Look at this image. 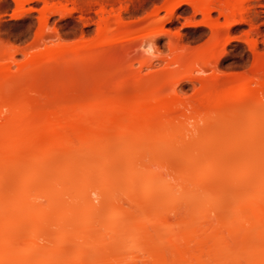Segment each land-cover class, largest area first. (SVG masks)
Listing matches in <instances>:
<instances>
[{"label":"bare ground","instance_id":"bare-ground-1","mask_svg":"<svg viewBox=\"0 0 264 264\" xmlns=\"http://www.w3.org/2000/svg\"><path fill=\"white\" fill-rule=\"evenodd\" d=\"M182 1L173 0L171 9ZM197 2L206 16L221 7L232 18L244 4ZM106 21L90 43L57 45L18 66L15 76L27 74L24 83L35 73L37 91L23 89L21 76L12 83L21 94L8 93L15 78H5L10 68L0 66V264H264V69L255 79L237 80L239 88L235 82L220 90L207 85L187 107L175 97L154 96L161 94L158 77L132 86L119 78L117 84L125 83L115 87L130 91L119 93L123 97L110 96V88L118 90L105 78L96 81L98 94L87 95L90 102L68 89L59 91L64 98L52 91L61 86H52V97L50 91L41 95V69L58 56L77 57L122 40L119 20L120 29ZM77 82L80 93L85 81ZM251 95L256 99L244 107ZM44 99L58 101L45 106ZM231 103L226 116L232 122L225 116ZM188 119L195 121L191 131L183 126Z\"/></svg>","mask_w":264,"mask_h":264},{"label":"rangeland","instance_id":"rangeland-1","mask_svg":"<svg viewBox=\"0 0 264 264\" xmlns=\"http://www.w3.org/2000/svg\"><path fill=\"white\" fill-rule=\"evenodd\" d=\"M172 1L173 0H32L27 3L19 4L13 0H0V66L2 65L6 69L5 72L10 71L8 73H11L10 75L5 74L4 77L6 78L12 75V78H15L11 80V83L9 82L12 86V83H15L18 79L21 83L20 77L22 76V83L20 86L24 87L25 85V88L29 87L31 89V83L33 82L31 78L33 79L32 76L35 74L34 72H31V75L29 72V77H27L25 83L23 79L26 78L25 76L27 74L24 75V78L23 75H20V77L18 75L15 76L18 66L21 63L23 64L27 57L33 53L44 52L57 45H65L71 49L77 45L90 43L95 39L98 27L106 20L107 25H110V27L112 26V28L115 26H117L115 28H119L118 26L121 25L120 28H122H119L120 30L118 29L119 33H116V37L118 38L117 34H119L121 38L123 36L125 38L123 37L121 40L119 37L121 41L117 43L115 41V44L109 45L110 47H103L104 49L98 48L99 50L93 49L90 53H88V50V52H84L77 57L71 54L69 55V52L66 54L68 57L63 56L64 59H61L62 56H58V58H56L58 61H53L51 66L49 64V67H45L46 70L44 67L43 69H41V67L38 68V70L41 69V71H46L41 72L42 76L40 75V77H42V79H39L45 83L43 84L44 86L41 84L43 82L37 79L40 83L39 86H42L38 87L39 90H42V92L40 91L42 93H40L41 95H46L49 91V95H51L50 93L52 91H56L55 93L59 95V91H62V94L63 91L65 92V90L67 91L68 89L67 93L71 91L75 96L77 94L84 95L80 97V101L90 102V100H88L89 96L87 95H91L90 93L94 90L93 88H95L96 81L98 82L105 78V80L107 79L106 81L104 80L105 83L107 82L110 87L114 86V88H116L115 90H118L115 86L122 80H120L118 84L115 81L119 78H123V81L127 80L126 83L129 84L130 82L129 85H131L132 81L138 84L142 77H147V84H152L153 80L156 81L158 79L157 81H159L157 88H160L161 94H159V91L158 93L154 92V96L156 94L175 97V99L177 98L180 103H183L182 106L185 107L191 100V102H194L198 97L196 95H200L207 85H213L214 89L216 85H219L223 89V87H226L225 85L234 82V84L237 85V80L241 78L249 81L251 78L255 79L257 76L259 77L260 68L262 70L264 69V64L260 65V63L264 62V0H243V11L241 9V14H234L233 18L227 17L228 14L224 16L221 13V7L219 9L217 7L215 8L219 11L213 10L208 16H206V14L204 15L202 11L200 12L199 6L196 5L198 4L197 0H184L185 2L182 1L184 3L181 2L171 9ZM193 3L194 6H192ZM168 7L172 11H170ZM193 7H195L196 10H194ZM222 10H226V8H222ZM65 12L68 14L63 15ZM236 13L239 12L237 11ZM43 16L46 17L45 21L42 20ZM240 17H243V22L238 20ZM117 20H119L118 22L120 23L118 24L120 25L115 24ZM233 20H237V23L234 22L235 24H231V26H229L230 28H227V24L233 23ZM216 37H218L219 40H224L226 43L224 45L221 42L216 44L218 43L215 42L218 41ZM119 38L117 40H119ZM226 39H228V42ZM215 44L217 46H215ZM7 66L10 70H8L9 68ZM110 68L112 69L111 71L109 70ZM101 69L105 72L106 70L104 69H107L110 73L102 72ZM20 70L21 67L18 71L21 72ZM38 70L35 69L36 74L39 73ZM47 71H50V73ZM114 71L118 75L116 73L114 74ZM86 76L87 78L84 79ZM108 76L111 80L106 78ZM80 78L85 81V83L82 84L83 86L81 85V89L83 90L80 89L79 93L77 90L80 84L78 85L77 80ZM94 78L97 79L95 80ZM155 78L157 79L155 80ZM161 78L163 83L161 82ZM7 79H9V77ZM7 79L3 78V82L4 80H6V82L9 81ZM18 81L17 83H19ZM53 81L55 82L53 83ZM80 82L82 83V81ZM91 82L95 84L93 83V87L89 88L88 85L91 86ZM104 82L102 81V83ZM160 83L163 84L161 87L159 86ZM3 84H5V82ZM72 84L75 87L71 86ZM17 85L16 87H19ZM36 85L38 86V84L35 83L34 87L37 91ZM47 85L49 86L47 87ZM53 85L57 89L58 86L61 87H59L57 91L53 89ZM235 85L233 87H235ZM13 86L15 87V85ZM13 86L7 88L6 91L8 93H15L16 91L13 95H20L21 92L19 91L20 94L17 92L19 88L13 90ZM65 86H68V88ZM123 86L125 85L123 84ZM148 86L150 87V85ZM219 86L216 88L220 90L221 88ZM3 87L5 86L3 85ZM34 87H32L33 90L35 89ZM44 87H47L48 91H45ZM69 88H73V91ZM87 88H89V91ZM237 88H239L238 85ZM23 89L22 91L24 92H22V94L26 93ZM122 89L123 88H120V90H118L120 92L116 91V95L114 89L110 88L109 91L111 94H109L111 97H118V95H121L119 93H126L129 91L126 89L123 91ZM106 90L107 88L105 89L107 93ZM236 90L237 89L234 88V91ZM83 91H86V94ZM94 91L96 93V90ZM100 92L101 90L99 93ZM129 92H127V94ZM2 93L3 92H1V94ZM32 94L30 96L28 93V96L32 97ZM53 94L50 97H52ZM13 95L11 96L12 98L14 97ZM41 95L37 97H41ZM122 95L120 97L124 96ZM7 96L10 97V94ZM92 96L95 100V97L98 95L95 96L92 94ZM50 97L48 99H50ZM44 98L46 99L47 97ZM41 99L43 100V98H40V101H42ZM48 99L40 104L43 105V103L47 102L44 104L45 106H53L58 101L53 99V102H51L52 100ZM66 99L67 98H65V101H67ZM254 99H256V97L253 95L247 96L243 103L244 107H246V105L248 106ZM71 100L78 101L79 99L72 97ZM176 104L178 105L179 103ZM234 107V103H231L228 110L225 112V116L230 113L231 109V112H233ZM184 109L181 111H185ZM225 116L223 117L225 118ZM228 116L230 115H227L226 119L232 122L233 117L231 118ZM220 117L223 118L222 115ZM184 120L182 122H184ZM188 120V123L185 121L186 126L183 125V123L182 125L184 127L188 126L186 129L190 128L189 131H191L192 129L190 126L191 124L193 126L195 121L192 119ZM212 120L209 124L216 126V124L211 123L213 122ZM219 120L215 117V122L219 123ZM224 121L226 120L224 119ZM197 122H199V120ZM198 124L201 125L202 123L200 122ZM194 129L195 128H193V130ZM154 168L157 169L155 166Z\"/></svg>","mask_w":264,"mask_h":264}]
</instances>
